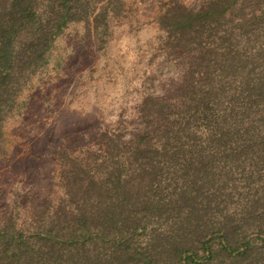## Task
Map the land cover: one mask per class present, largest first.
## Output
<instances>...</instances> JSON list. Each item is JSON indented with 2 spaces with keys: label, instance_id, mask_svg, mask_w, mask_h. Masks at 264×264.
<instances>
[{
  "label": "trees",
  "instance_id": "1",
  "mask_svg": "<svg viewBox=\"0 0 264 264\" xmlns=\"http://www.w3.org/2000/svg\"><path fill=\"white\" fill-rule=\"evenodd\" d=\"M120 0H0L3 124L69 23L101 45ZM178 71L128 129L65 152L58 191L0 212V264H264V0L158 19Z\"/></svg>",
  "mask_w": 264,
  "mask_h": 264
},
{
  "label": "rangeland",
  "instance_id": "2",
  "mask_svg": "<svg viewBox=\"0 0 264 264\" xmlns=\"http://www.w3.org/2000/svg\"><path fill=\"white\" fill-rule=\"evenodd\" d=\"M200 1L120 0L101 45L85 23L67 25L3 124L0 212L22 217L30 202L58 191L65 152L79 153L100 131L130 127L140 100L178 71L166 56L160 15L175 2Z\"/></svg>",
  "mask_w": 264,
  "mask_h": 264
}]
</instances>
